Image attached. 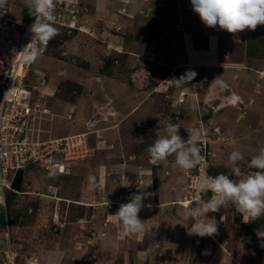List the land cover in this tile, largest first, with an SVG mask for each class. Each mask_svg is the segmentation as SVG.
<instances>
[{"label": "rangeland", "instance_id": "374dc122", "mask_svg": "<svg viewBox=\"0 0 264 264\" xmlns=\"http://www.w3.org/2000/svg\"><path fill=\"white\" fill-rule=\"evenodd\" d=\"M5 2L15 6L13 14L32 16L28 8L26 13L25 0ZM90 2L92 9L98 2L110 4L118 18L110 27L101 21L95 26L85 22L84 29L73 30L77 31L73 37L68 27L66 31L53 24L58 31L53 40H61L60 45L47 43L34 67L38 78L28 81L32 101H50L48 112L32 116L30 138L43 141L83 134L84 140L75 146L73 159H62L63 171L37 163L24 169L23 190L14 207L24 213L29 207L32 217L23 226H10L16 264H264V237L256 235L250 244L244 240L247 217L238 215L234 206L208 213L206 220L217 222V234L189 235L194 221L186 218L187 208L180 201L186 196L185 177L198 164L183 170L169 156L154 165L148 152L149 145L166 135L171 122L181 125L185 139L199 130L200 148L207 139L210 174L212 166L234 180L257 171L248 165L264 148V56L250 55V30L231 34L218 26L207 27L191 0ZM151 25L161 26L149 34ZM212 29L228 38L226 44L223 40L225 55L230 54L227 63L208 66L209 59L202 65L193 63L179 45L184 35L209 38ZM199 43H204L201 50L208 58L213 57L209 47L216 45L217 53L222 48L221 42ZM171 62L193 64L178 69ZM229 62L244 66L232 69V78L224 73ZM105 68L112 76L102 73ZM189 72L195 75L177 82ZM78 84L84 88L73 100ZM234 90L242 91L239 101L222 103V95ZM74 102L77 107H70ZM134 128L139 129L136 138L131 134ZM235 150L244 156L236 165L239 177L228 159ZM89 177L95 178L94 188ZM136 193L144 196L145 207L138 215L145 231L130 237L115 213ZM22 214L20 221L26 223L28 217ZM2 231L0 259L7 245Z\"/></svg>", "mask_w": 264, "mask_h": 264}, {"label": "clouds", "instance_id": "9594fccd", "mask_svg": "<svg viewBox=\"0 0 264 264\" xmlns=\"http://www.w3.org/2000/svg\"><path fill=\"white\" fill-rule=\"evenodd\" d=\"M4 2L5 0H0V5ZM25 4L29 14L35 17L29 29L33 34L29 44H33V47L29 49L28 44L24 48L26 60L33 62L45 50L47 43L58 34L53 25L55 0H25ZM191 6L207 27L218 26L231 34H237L245 29L255 30L258 25H264V0H191ZM83 17L84 11L81 14L82 19ZM84 21L83 19L82 23ZM34 41L36 43H33ZM190 74L191 78L195 75L189 72L186 76L177 79V82L185 80ZM217 83L221 88L226 87L222 81ZM46 102L50 105V101L46 100ZM72 104L70 103L72 108L77 105L75 102L76 105ZM180 127L179 124L169 122L166 125V135L149 145L148 152L152 164H158L169 156H174L175 164L180 169L191 170L197 166L201 159V148L198 144L202 133L196 130L185 139L180 135ZM228 159L233 165L232 172L239 177L240 168L236 165L244 159L243 154L235 150L229 154ZM248 166L257 171L244 179L234 180L222 173L215 177L201 175L198 178L196 190L202 193L210 191L213 197L208 196L204 203L190 202L188 207L181 202L183 200L180 201L187 208L186 218L194 221L188 231L189 235L205 237L217 234V222L208 221L206 218L209 212H219L222 207L234 206L237 212L247 217L243 219L245 223L264 216V148L251 158ZM89 183L90 188H94L95 178L89 177ZM209 197L210 200H208ZM143 207H145L144 196L136 193L132 195L129 202L121 204L115 213L123 226L125 235L134 237L145 231L144 220L138 215ZM257 235L264 237V231H257Z\"/></svg>", "mask_w": 264, "mask_h": 264}, {"label": "built area", "instance_id": "2783aa9c", "mask_svg": "<svg viewBox=\"0 0 264 264\" xmlns=\"http://www.w3.org/2000/svg\"><path fill=\"white\" fill-rule=\"evenodd\" d=\"M10 5L6 2L0 5V211L7 221L8 193L15 191L13 180L16 173L35 163L48 170L63 171L62 159H73L78 150L75 146L84 140L83 134L64 135L43 141L30 138L29 124L32 116L38 112L46 113L50 108L46 100L32 101V89L28 84V81L33 83V79L39 75L34 72V67L41 56L40 54L33 62H28L25 58L24 48L33 38L29 29L35 17L26 19L17 16L13 14V7ZM85 10L87 7H83L79 1L55 0L53 24L68 27L71 32L82 30L86 25L79 19ZM32 47L33 44L28 45L29 49ZM206 144L207 139L203 140L197 170L185 177L186 196L181 202L187 207L190 202L204 203L208 196L213 197L210 191L202 193L196 190V181L201 175L216 176L209 173L210 160ZM9 232L7 227V245L2 251L1 262L16 264L18 253Z\"/></svg>", "mask_w": 264, "mask_h": 264}, {"label": "crops", "instance_id": "0c3cea01", "mask_svg": "<svg viewBox=\"0 0 264 264\" xmlns=\"http://www.w3.org/2000/svg\"><path fill=\"white\" fill-rule=\"evenodd\" d=\"M81 2H83V0H79ZM87 7H88V10L85 12V15L83 17V19L85 20L84 23L86 22L87 24H89L90 26H95V25H98V21H101L103 23H105L106 25H108L110 27V23L114 22L115 19L118 18V15H117V11H114L113 8H111L109 5L110 4H102V3H99L98 2V7L95 8V9H92L91 6H88L85 2H83ZM91 4V2H89ZM13 6V4H12ZM13 9H15V6H13ZM14 11V10H13ZM21 11V10H19ZM28 12L27 10V6H26V13ZM29 14V13H28ZM113 14V15H112ZM111 15H112V18H111ZM30 16V15H29ZM95 19V21H94ZM113 20V21H112ZM91 24H94V25H91ZM87 26V25H86ZM213 30V29H212ZM209 31V30H207ZM214 32L212 34L211 37H206L205 36H201V37H194V39L191 38V36H185L184 35V39L183 41L179 44L180 47H185V52L186 54H190L189 57L191 59V61L194 63V61L197 63V64H204L206 60L209 59V63L206 64L208 66H212V65H219L220 62H223L225 61V63H227V59H229V55L230 54H227L225 55V51H224V44H226L225 40H227L228 38H223L220 33H218L219 31H212ZM211 32H209L210 34ZM203 39L204 41H207L211 44L212 41H215L214 44H216V42H221L222 43V48L219 50V53H217L216 50H213V48H215L216 45H214V47H209L210 49V52H211V55L213 57H210L209 58L205 55V50L202 52V45H204V43H199V41ZM194 40V41H193ZM223 40H224V44H223ZM238 40V39H237ZM207 46V45H206ZM232 46V45H231ZM237 48V46L235 47ZM219 49V48H218ZM221 52V53H220ZM217 53V54H216ZM209 54V52L207 53ZM193 63H186V62H183L182 64H180L179 66H177L176 64V68L179 69V67H185L187 64H193ZM235 64L232 63H228V64H224L225 66V71L224 73H226V75L229 74L230 78H232V76L230 75L234 70L232 69H242V67L244 66H241V65H236L234 66ZM239 67V68H238ZM216 73H219V70L216 72ZM248 73V72H247ZM249 75H251V73H249ZM240 77V75H239ZM99 78V77H98ZM249 78V77H248ZM242 92V91H240ZM240 92H236L234 90L233 93H229V94H224L222 95V98H223V102L222 103H225L226 102V99H228L229 103L233 104L234 103H237V98L240 97V96H243V94ZM245 94H247V96H250L251 98L252 97H257L258 95L257 94H254V92L252 93H248V92H244ZM260 92H258L259 94ZM242 98V97H241ZM245 99V98H244ZM262 99H264V96L262 97ZM235 100V102L233 101ZM253 100V99H252ZM238 101H239V98H238ZM77 104H79L77 102ZM72 107V106H70ZM77 107V105H76ZM255 107V105H254ZM264 113V112H263ZM183 189V188H182ZM184 190V189H183ZM181 193V192H180ZM67 200V199H66Z\"/></svg>", "mask_w": 264, "mask_h": 264}, {"label": "trees", "instance_id": "16d2710c", "mask_svg": "<svg viewBox=\"0 0 264 264\" xmlns=\"http://www.w3.org/2000/svg\"><path fill=\"white\" fill-rule=\"evenodd\" d=\"M79 1V0H78ZM87 2L86 4L88 6L92 5L90 4V0H83V2ZM83 2L80 1V3H82L83 7H87ZM13 7V6H12ZM88 9V7H87ZM84 15H85V11H84ZM161 26V25H159ZM159 26H150L149 27V34L152 32V30L154 29V31L159 29ZM60 28H64L65 27H60ZM142 28V27H141ZM140 28V29H141ZM67 31V29H65ZM74 32H77V31H73V33H71L69 35V37H73L74 36ZM140 35V34H138ZM152 37V34L151 35H148V39L149 40L150 38ZM60 42L61 40L59 39H56V40H50L48 43H56L57 45H60ZM248 50H249V53L250 55H254V56H257V57H263L264 56V25H258L257 28L255 30H250L249 31V34H248ZM55 48V46H54ZM159 50V49H157ZM44 52V51H43ZM57 56L60 57V54H57ZM72 58V57H70ZM58 59V58H57ZM61 59L63 58H60L59 60L62 61ZM171 66H175V64H172V62L170 63ZM111 66V69H114L113 67H116L115 65H113L112 63L110 64ZM107 68H105L102 73L104 75H111L112 74H108V73H112L111 70L110 71H107L106 70ZM107 71V72H106ZM121 79V78H120ZM64 80V79H63ZM69 82V81H67ZM83 85H77L76 89H75V95L73 96V100H75L79 95H81L82 93V89H83ZM72 100V101H73ZM76 103V102H75ZM139 129L137 128H134L133 130H131V134L134 136H132L133 138H136V136H139ZM150 144V142H148V145ZM211 173L214 174V175H218V174H221L219 173L218 171H216L214 169V167L212 166L211 168ZM60 176V175H59ZM231 179H233V177H230ZM71 177L68 176V181L70 180L71 181ZM23 190V189H22ZM18 192L16 191H9L8 193V221L6 220L5 216L2 214L1 216V219H0V229H2L3 231L2 232H5V235H6V232H7V227H9V230H10V226L12 227H18V226H23L25 224H27L28 222H30V219L32 217V215L30 214V212L28 211V209L26 208V212H20V211H17L18 209L16 207H14V202L15 200L18 198ZM35 206V209H38V205H34ZM22 214L23 216H25L24 218H27L26 219V223L25 221L24 222H21L20 221V216L17 214ZM238 215L241 216V213L237 212ZM236 213V214H237ZM239 216V218H240ZM241 220V218H240ZM245 223V222H244ZM246 225V232H245V236H244V240L250 244L251 240L253 239L254 236L257 235V231H264V216H261L259 219L257 220H254V221H251L250 223L248 224H244ZM1 233V232H0ZM6 242H7V239L5 238ZM0 264H3L1 262V259H0Z\"/></svg>", "mask_w": 264, "mask_h": 264}, {"label": "water", "instance_id": "95a60500", "mask_svg": "<svg viewBox=\"0 0 264 264\" xmlns=\"http://www.w3.org/2000/svg\"><path fill=\"white\" fill-rule=\"evenodd\" d=\"M24 179H25V171L23 169H21L16 173V176L13 180V189L15 191H17V192L22 191Z\"/></svg>", "mask_w": 264, "mask_h": 264}]
</instances>
